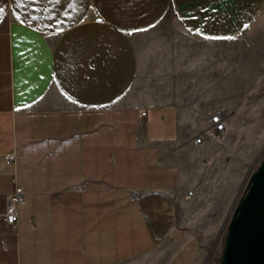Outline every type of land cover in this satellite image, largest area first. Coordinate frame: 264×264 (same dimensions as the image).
<instances>
[{
	"label": "crops",
	"instance_id": "0c3cea01",
	"mask_svg": "<svg viewBox=\"0 0 264 264\" xmlns=\"http://www.w3.org/2000/svg\"><path fill=\"white\" fill-rule=\"evenodd\" d=\"M0 9V264H205L200 205L221 194L222 141L242 116L225 108V133L195 142L224 110L222 58L199 42L243 34L264 20V0ZM247 162L235 155L230 171ZM16 185L24 197L8 225Z\"/></svg>",
	"mask_w": 264,
	"mask_h": 264
},
{
	"label": "rangeland",
	"instance_id": "374dc122",
	"mask_svg": "<svg viewBox=\"0 0 264 264\" xmlns=\"http://www.w3.org/2000/svg\"><path fill=\"white\" fill-rule=\"evenodd\" d=\"M166 29L167 27L162 29L160 25L153 32H162ZM179 31L186 38L194 39L186 31L182 29ZM199 43L204 45L208 52L216 53L217 57L222 58V105L226 120L229 113L225 108L235 109L242 116L241 121L235 126L238 133L231 136L228 141H222L221 194L216 189V194L212 198L208 193L200 205V225L203 230L210 229L212 234L208 247L210 253L205 264H218L227 225L236 202L245 192L250 175L264 157V20L261 17L239 36ZM133 90L132 93L137 92V89ZM235 155L244 156L250 162L240 164L236 171H230L234 166H231L229 161L234 159ZM236 178L238 183L234 181Z\"/></svg>",
	"mask_w": 264,
	"mask_h": 264
},
{
	"label": "water",
	"instance_id": "95a60500",
	"mask_svg": "<svg viewBox=\"0 0 264 264\" xmlns=\"http://www.w3.org/2000/svg\"><path fill=\"white\" fill-rule=\"evenodd\" d=\"M218 264H264V157L227 225Z\"/></svg>",
	"mask_w": 264,
	"mask_h": 264
},
{
	"label": "built area",
	"instance_id": "2783aa9c",
	"mask_svg": "<svg viewBox=\"0 0 264 264\" xmlns=\"http://www.w3.org/2000/svg\"><path fill=\"white\" fill-rule=\"evenodd\" d=\"M227 129L226 114L224 110H215L208 115V127L201 132L200 136L195 137V142L200 143L205 136L217 138L219 135H223ZM4 159L7 164L15 163V153L9 152L4 155ZM188 196H192V192H188ZM24 191L21 186L16 185L13 192L7 196V205L4 214L5 222L8 225L16 224L18 218V204L23 200Z\"/></svg>",
	"mask_w": 264,
	"mask_h": 264
},
{
	"label": "snow or ice",
	"instance_id": "6c2138e0",
	"mask_svg": "<svg viewBox=\"0 0 264 264\" xmlns=\"http://www.w3.org/2000/svg\"><path fill=\"white\" fill-rule=\"evenodd\" d=\"M0 11H3L2 9H0ZM245 27H247V25H245Z\"/></svg>",
	"mask_w": 264,
	"mask_h": 264
},
{
	"label": "trees",
	"instance_id": "16d2710c",
	"mask_svg": "<svg viewBox=\"0 0 264 264\" xmlns=\"http://www.w3.org/2000/svg\"><path fill=\"white\" fill-rule=\"evenodd\" d=\"M218 263V262H217Z\"/></svg>",
	"mask_w": 264,
	"mask_h": 264
}]
</instances>
